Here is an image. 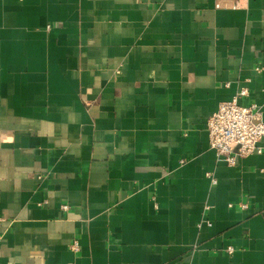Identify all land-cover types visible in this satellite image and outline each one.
Segmentation results:
<instances>
[{
  "label": "crops",
  "instance_id": "1",
  "mask_svg": "<svg viewBox=\"0 0 264 264\" xmlns=\"http://www.w3.org/2000/svg\"><path fill=\"white\" fill-rule=\"evenodd\" d=\"M242 88L264 0H0V264H264V140L206 130Z\"/></svg>",
  "mask_w": 264,
  "mask_h": 264
},
{
  "label": "built area",
  "instance_id": "2",
  "mask_svg": "<svg viewBox=\"0 0 264 264\" xmlns=\"http://www.w3.org/2000/svg\"><path fill=\"white\" fill-rule=\"evenodd\" d=\"M255 71L260 72L261 68L256 67ZM248 93L247 88H242L231 100L220 103L206 124L210 149L229 167L235 166L239 158L263 152L260 146L264 140L261 110L254 103L243 105L238 101L247 97ZM205 175L211 184H216L210 173ZM63 209L66 210L67 206ZM228 251L231 252L230 249Z\"/></svg>",
  "mask_w": 264,
  "mask_h": 264
}]
</instances>
